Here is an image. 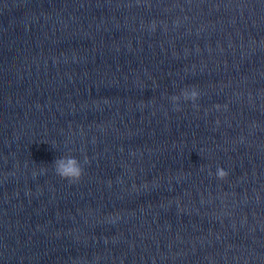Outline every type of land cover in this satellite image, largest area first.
Here are the masks:
<instances>
[{
  "label": "water",
  "instance_id": "1",
  "mask_svg": "<svg viewBox=\"0 0 264 264\" xmlns=\"http://www.w3.org/2000/svg\"><path fill=\"white\" fill-rule=\"evenodd\" d=\"M0 264H264V0H0Z\"/></svg>",
  "mask_w": 264,
  "mask_h": 264
},
{
  "label": "clouds",
  "instance_id": "2",
  "mask_svg": "<svg viewBox=\"0 0 264 264\" xmlns=\"http://www.w3.org/2000/svg\"><path fill=\"white\" fill-rule=\"evenodd\" d=\"M153 30L155 29V24L152 25ZM181 96L185 100H191L193 103L196 101V99L199 96V93L195 87H192L191 90H181ZM170 99L173 102H176L179 97L176 95H173L170 97ZM175 110L179 111V105L177 104L175 106ZM87 162V160H85ZM54 171L56 175L61 177L62 179L67 180L69 183H75L78 182L81 178L82 174L84 173V169L80 163V161L72 156V155H66V156H60L58 157L54 163H53ZM41 172L44 171V169L40 170ZM209 176L213 175V173L209 170ZM229 173L227 170H225L221 166H217L215 171V177L219 180H224L228 177Z\"/></svg>",
  "mask_w": 264,
  "mask_h": 264
}]
</instances>
